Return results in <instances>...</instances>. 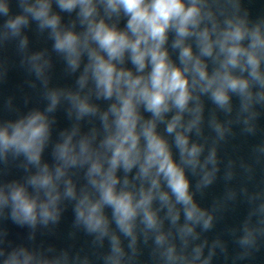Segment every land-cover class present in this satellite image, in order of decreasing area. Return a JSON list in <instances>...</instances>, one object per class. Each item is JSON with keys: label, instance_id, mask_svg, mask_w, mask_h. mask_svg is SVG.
I'll list each match as a JSON object with an SVG mask.
<instances>
[{"label": "clouds", "instance_id": "1", "mask_svg": "<svg viewBox=\"0 0 264 264\" xmlns=\"http://www.w3.org/2000/svg\"><path fill=\"white\" fill-rule=\"evenodd\" d=\"M59 3L61 8L66 10L80 5L81 15L85 19L95 12L93 0H59ZM23 6L25 12L32 13L37 20H42V27L47 25L53 29L56 28L58 17L48 16L49 4L46 0H37L35 5L25 3ZM121 7L125 15L130 17L127 21V29L132 34L131 37L127 32L109 27L103 20L92 24L89 28L92 39L97 41L100 48L108 55V59L105 60L94 50L90 53L93 62L89 67L96 81L98 95L105 98L115 95L118 101V104H112L109 109L115 117V130L103 141V146L111 151L109 167L107 171H104L100 159L97 158L88 170L90 183L99 190L100 200L93 203L85 194L77 205L78 218L84 221L90 231L99 230L102 235L107 231V221L102 214L103 205L113 208V216L119 228L128 235L132 234V222L138 211L143 212V220L149 228L157 225L156 215L150 209V205L154 197L153 190L159 188L160 174L166 178L176 200L187 206V218L189 220L203 218L204 213L199 211L188 192L189 184L183 169L172 159L167 142L156 133V121L163 120V114L171 107H175L179 109V112L168 123L167 132L172 133L178 127H182L181 113L187 108L192 98L190 92L192 87H199L202 92L211 90L214 102L220 106L228 104V90L250 96L249 80L232 75L230 71L232 68L239 67L241 71L250 68L251 77L264 86V75L259 71L260 56L258 55L260 50H264V34L261 33L259 27L249 31L242 24L233 25L229 21V27L219 32L216 39H212L211 33L216 31L215 25L211 30L205 27L197 31L203 19L197 0H192L189 6H186L183 0H107V8L112 12H117ZM7 10L5 4H0V11L6 13ZM208 16L211 17L210 12ZM26 23L25 16H17L9 20L6 26L15 34L20 26ZM169 28L175 29L178 37L173 46L181 49L180 59L184 65L182 69L169 60L168 52L163 48ZM190 35L197 37V43L203 56H212L214 45H219L216 59L220 61V67L212 76L208 75L206 65L200 57L193 55L191 46L184 44V38ZM246 37H250L248 47H244L241 43ZM77 44L78 36L73 32L68 31L62 36L56 33L55 48L68 54L73 68L78 66ZM128 50L131 52L132 62L138 66L139 71H143L146 64L151 65V71L147 77L133 76L130 71L117 70L112 61H122L125 51ZM220 54H223V60H220ZM187 73H191V84ZM80 82L83 86L85 78L82 77ZM51 99L52 104L49 111L57 103L55 94ZM74 99L77 101L80 115L96 111L86 100H80L78 97ZM140 104H143L145 109L153 114V119L142 124L138 132L137 126L141 118L137 106ZM108 116L109 113L106 112L102 117L106 128L109 127ZM198 119L199 117L193 120L187 130H191ZM11 127V134L8 128L0 129V147L5 151L14 147L17 152L26 153L30 161L39 164L40 152L48 134L45 117L37 112ZM141 137L146 142L143 149L140 147ZM175 143L185 163L194 168L198 163L197 156L201 149L197 145L189 147L188 138L181 132H176ZM75 149L76 145L72 142V135H68L64 142L57 146L58 158L65 164H75L79 156H83L85 160L91 158L88 141H80L79 154ZM214 156L213 152L209 159L214 160ZM138 163L140 166L138 176L152 177V179L151 187L147 191L141 187L140 199L134 202V195L131 191H116L118 180L115 172L121 166L125 171H130ZM153 169H155V175L152 173ZM63 174L62 168L58 167L56 179ZM29 182L38 189H46L48 201L40 205V216L45 222L49 218L55 219L50 205L55 204L59 199V194L56 192V184L47 165ZM68 183L65 195L74 196V189L71 183ZM124 183L127 185L128 180L125 179ZM159 195L162 201L168 202L169 197L166 192ZM10 198L13 203V217L21 222L34 224L37 219L36 200L30 199L22 186L13 187ZM8 200L9 197L0 192V204H7ZM169 211L171 213V207ZM177 219L178 214L173 216V222ZM210 221V217L204 220V226L208 227ZM184 231L191 233L192 228L186 226ZM162 240V236L157 238V242ZM243 242L246 243L247 238ZM113 246L114 252L119 253V241L116 237H113ZM197 254H199V249H197ZM31 259L28 253L20 250L13 252L5 264H29Z\"/></svg>", "mask_w": 264, "mask_h": 264}]
</instances>
